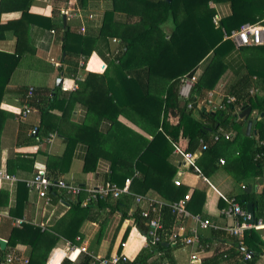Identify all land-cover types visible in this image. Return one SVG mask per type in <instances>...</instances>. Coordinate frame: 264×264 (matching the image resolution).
I'll use <instances>...</instances> for the list:
<instances>
[{
  "label": "crops",
  "instance_id": "0c3cea01",
  "mask_svg": "<svg viewBox=\"0 0 264 264\" xmlns=\"http://www.w3.org/2000/svg\"><path fill=\"white\" fill-rule=\"evenodd\" d=\"M25 1L0 0V53L16 56L17 42L20 50L17 67L11 74L0 104V118L3 120L0 123V171L21 182L31 178L37 171L46 169L49 174L62 178L70 184L84 188L100 187L105 184V176L109 172L110 163L103 157L95 159L87 156L86 142L89 138L84 130L78 128H84L83 125L87 121H91L87 118L85 107L76 103L75 100L69 99L63 112L60 109H54L47 116L46 120L50 126H58L62 133L74 136L73 143H67V138L57 132L47 135L45 130L39 133L37 138H29L30 131L40 127V112L37 106H33L32 112L24 120H19L18 114L23 105L24 88L52 91L57 87L56 83L60 79L62 91L72 94L79 89V83L87 74H103L106 65L94 52L86 59L84 70L80 71L81 79L76 81L68 72V65L61 60L65 56L61 51V41L63 31L67 26L77 35H82L81 27L85 28V33L88 29L98 27L103 14L112 9L113 0H85L83 7L78 5V0H28V4H25ZM205 2L214 9L217 19L231 15V7L226 0H205ZM196 4L197 13L204 14L205 9L202 2L198 0ZM115 18L124 21L126 16L125 13H118L115 14ZM1 26L4 29L1 30ZM169 30L170 25L167 24L165 31L169 32ZM115 42L116 39L110 41L111 48L115 47ZM101 46L100 49H102ZM251 49L258 48H237L233 44V49L223 57L225 72L211 89L201 87L196 89L191 84L187 98L180 94L181 83H179V79L176 81L175 96L167 98L163 120L166 135L169 133L172 136L169 139H172V143H176L174 147L178 145L187 149L189 140L195 134L194 129L188 126V122L184 121L185 117L182 116L184 103L191 96L196 98L192 120L197 123H207L208 120L200 115V111H213L208 103L217 104V101L220 102L228 95L229 89L236 79L245 73L243 70L245 61L264 64V53H260L255 59L252 57L253 50L252 53L249 51ZM207 61L208 59L202 62L194 74L196 84ZM133 75L138 80L141 91H144L146 82L144 71L138 70ZM257 82L259 83L256 77L251 78L249 91H256L255 94L262 95L257 87ZM173 83L174 79L172 78L158 75L149 76L147 78L148 94L164 100L167 97L168 87ZM43 104L41 102L38 105L43 106ZM237 117L235 124L229 123L226 128L223 127L219 130V133L222 134L231 133L232 137L229 141H223L216 145L215 161L209 158L201 159L203 151L200 145L194 152H189L194 154V162L202 175L194 172L189 164L185 163L175 152L170 157V161L177 167L174 181H180L182 187L187 188L186 194L190 195L192 201L198 204L203 202L202 214L204 217L202 218L210 220L221 228L231 226L235 222L230 211L231 205L222 197L235 200L237 196L241 195L242 187L247 189L248 186H251L250 192L256 193L264 188V171L260 177H255L250 163L256 142L255 121L264 119V114L259 115L256 111L251 110L247 120ZM248 120L252 121V126L249 134L246 135ZM119 121L134 127L122 115L119 116ZM236 127L238 133L235 131ZM110 129L111 121L109 119L104 118L98 123V133L106 135ZM160 131L162 132L161 129ZM53 134L56 136L52 143L48 144L47 139ZM67 152L68 157L60 160L59 158ZM100 153L102 152L98 151L97 154ZM221 161L222 164H220ZM87 163V170L84 171L83 167ZM19 182L12 183L0 179V192L2 191L0 195V239L7 243L5 248L7 255L19 252L25 257L26 247L8 242L12 228L10 218H24L34 227L50 228L67 213L69 207L61 200H52L51 196L49 201L39 199L35 193L26 191L25 187L20 186ZM195 191H197L196 198L193 200ZM134 194L141 195L138 192ZM142 196L156 201L170 202L152 189ZM136 209L138 208L131 201L127 210L121 208V210L111 213L109 209L105 208L98 212L95 221L83 223L80 229L81 236L76 239L78 243L75 245H70L62 238H53L47 248L45 258L42 259V264H61L64 259L69 260L72 264H80L85 256L79 253V249L82 247H86L88 253L97 257L124 254L130 262L133 261L147 247L145 234L137 229L132 218H128ZM122 211L127 213L128 217H123ZM180 225L183 226L184 236L193 235L195 225L192 221L185 220ZM197 232L199 242L209 245L203 254H199L197 264H249L250 261L252 264H264L263 254L247 261L244 260V254L235 256L236 253L231 244L233 237L227 234L210 229L197 230ZM217 235L220 237L215 239ZM178 252L183 256V259L175 256ZM169 254L172 264H189V250L176 247L170 249ZM157 259L158 255L150 259L149 264H156Z\"/></svg>",
  "mask_w": 264,
  "mask_h": 264
},
{
  "label": "trees",
  "instance_id": "16d2710c",
  "mask_svg": "<svg viewBox=\"0 0 264 264\" xmlns=\"http://www.w3.org/2000/svg\"><path fill=\"white\" fill-rule=\"evenodd\" d=\"M197 1L171 0L166 3L165 0H113L112 9L103 14L101 23L95 29H88L84 35H77L67 26L61 41V51L65 55L61 60L68 65V72L72 77H75L79 70L83 71V68H79V61L82 59L83 65L86 64V59L94 52L102 59L106 68L101 75L87 74L79 83V89L72 94L64 93L60 86L52 91L34 89L29 104L31 107L37 106L40 112V127L37 133L29 135V138H37L39 133L45 130L47 135L57 132L67 138V143H73L74 136L62 133L58 126H50L46 120L54 109L63 112L68 100L73 99L86 108L87 118L91 120L83 125L84 128L78 127L84 130L89 138L86 142L87 156L95 159L103 157L110 163L105 183L122 187L124 180L132 177L130 190L133 193L144 195L152 189L167 201L182 198L187 193V188L174 185L177 167L170 161L176 143H172V139H169L172 136L169 133L166 135L164 131L167 98L175 96L178 79L180 83L182 76L194 77L201 63L207 59L208 62L194 88H213L225 72L223 57L233 49L231 41L224 39V33L229 34L247 23L264 26V0H226L231 7V15L218 19L217 25L214 24L216 18L214 9L209 7L205 0H200L205 13L199 14ZM84 3L85 0H78L80 7H83ZM25 4H28V0ZM118 13H125L124 21L116 20L115 14ZM167 24L170 25L169 32L165 31ZM2 29L4 27L1 26ZM112 39H116L114 48L110 47ZM255 48L258 49L249 51L252 53L253 50L252 57L257 59L260 53H264V47ZM15 54L16 56L0 53V104L11 74L17 67L20 56L18 42ZM138 70L145 73L144 91H141L139 82L133 75ZM243 70L245 73L236 79L227 96L236 98L235 106L241 111L251 108L259 115L264 114V64L245 61ZM111 74L114 77L113 75L110 77ZM152 75L174 79V83L167 89V97L164 100L148 94L147 78ZM252 77L259 81L256 84L262 95L249 94ZM27 90L28 88H24L23 96ZM41 102L44 103L43 106L38 105ZM195 102L196 98L191 96L184 103V110L182 109L184 121L194 129L195 134L189 140L187 149L176 146L183 152H194L199 147V140L202 139L207 148L202 152L201 159L209 158L215 161V147L218 143H213L212 137L229 123L235 124L238 117L233 113L234 105L210 112L200 111V115L208 122L197 123L191 117ZM188 104H191V109H188ZM120 115L127 118L134 127L120 122ZM104 118L111 121V129L106 135L97 132L98 123ZM2 121L0 118V123ZM255 130L256 142H262L263 146L258 147L255 142L252 152H264V119L255 121ZM235 131L238 133L237 127ZM98 151L102 153L97 154ZM68 155L67 152L59 159L62 160ZM252 159L253 157L250 163L255 177H260L264 162L256 164ZM85 165L84 171L87 170L88 163ZM135 172L138 173V177L134 176ZM19 183L25 187L23 183ZM25 190L28 191L26 187ZM196 192L193 193V200L196 198ZM51 197L52 200L67 203L69 207L67 213L54 226L44 229L32 225L11 228L8 242L26 247L24 258L27 264H42L53 238H62L70 245H75L78 243L76 239L81 236L80 229L84 222L95 221L98 212L105 208L111 213L121 208L127 210L132 201L130 197L123 195L118 200L109 199L83 207L81 205L83 196L68 200L57 193H51ZM235 202L243 211L247 203H253L255 221L264 223V188L259 193L253 191L247 193V189H244L241 195L235 198ZM202 206L203 202L198 204L190 199L187 210L193 215L204 217ZM139 212V209H136L131 217L123 211L122 214L123 217L132 218L137 229L146 234V227ZM163 221L168 232L174 224V217L166 209ZM215 232L225 234L222 231ZM219 237L220 235H217L215 239ZM231 239L235 256L242 255L243 250L238 246L237 239ZM243 240L245 248L251 251V258L264 255V230H248L244 233ZM170 249L172 247L170 245L165 247L163 241L145 248L136 259L124 264H149L150 259L158 254L161 256L156 260V264H163L164 261L172 264ZM16 255L22 256L19 252ZM6 256L7 250L0 249V264H4ZM61 264L72 263L64 259ZM80 264H90V259L84 256ZM249 264H252V261Z\"/></svg>",
  "mask_w": 264,
  "mask_h": 264
},
{
  "label": "built area",
  "instance_id": "2783aa9c",
  "mask_svg": "<svg viewBox=\"0 0 264 264\" xmlns=\"http://www.w3.org/2000/svg\"><path fill=\"white\" fill-rule=\"evenodd\" d=\"M218 19H214V24L217 25ZM80 33L84 35L85 28L81 27ZM224 39L231 41L237 48L242 47H262L264 46V26L258 23L255 24H244L239 29L230 32L229 34L224 33ZM79 68H85L83 65V60L79 61ZM81 70L78 71V74L74 77L76 81L81 79ZM181 90L180 94L187 97L191 89V84L196 83V78H187L183 76L180 78ZM33 88H28L25 95L23 96V105L22 109L18 114L19 120H24L33 110L30 106L31 99L33 97ZM256 91H249L250 95H254ZM222 100V101H221ZM219 104L209 103L214 106L216 109H224L226 106L234 105V114L239 116L241 110L236 107V98L233 96H226L222 98ZM188 109H191V104H188ZM213 110V111H214ZM38 129L33 128L30 131L31 135H35ZM56 135H50L47 139L48 144H51ZM231 133H217L213 135L212 142L220 143L223 141H229L231 139ZM201 150L204 151L207 148L206 143L201 139L199 141ZM263 146V143L260 142L258 147ZM175 154H177L185 163H188L189 166L199 175H202L199 168L194 162V154L189 152H183L180 148L175 147ZM253 162L256 164L264 162V152H255L253 155ZM223 162L221 161L220 164ZM264 171V166L262 168ZM136 177L138 173L135 172ZM202 177V176H201ZM204 181L206 179L202 177ZM0 179L9 181L12 183L19 182L13 176H9L6 173L0 171ZM132 177L124 180V185L118 187L113 183H105L104 185L97 188H84L79 185L70 184L63 180L62 178L53 176L49 174L46 169L37 171L31 178L21 181L31 193H35L39 199H50L51 193H57L60 197H66L69 199H78L83 196L81 199V205L86 207L87 205L104 202L106 200H118L121 196L125 195L132 199L134 205L139 209V215L144 225L146 227V242L147 247H152L164 241L168 246L172 248L180 247L181 249L189 250V264H197L199 261V254H203L206 249L209 248L208 244H202L199 242L197 237V230H213V231H222L225 234L237 239L238 246L243 250L244 260H251V253L247 252L244 246V233L251 229L264 230V223L262 221H256L254 224H246L245 220L248 218L245 211H243L239 205L235 202L234 199H226L222 197L229 205H231V215L234 216L235 222L231 226H226L224 228L219 227L218 225L212 223L210 220L202 218L200 215H193L187 210V204L190 200V195L186 194L181 199L170 202H161L151 199L147 196L136 195L130 190ZM175 186H180L181 182L176 180L174 181ZM245 187H242L244 190ZM49 201V200H48ZM168 210L170 214L174 217V224L172 228L166 232L165 224L163 221L164 211ZM241 219V221L239 220ZM11 227L20 228L24 225H32L31 222L27 221L24 218H10ZM189 220L192 221L195 225V231L192 236H184L183 226L180 225L183 221ZM80 254H84L90 259V264H124L130 262L129 259L124 254H115L110 257H97L88 253L86 247L79 249ZM161 254H158L160 257ZM27 260L23 256L16 254H9L5 257L4 264H27ZM163 264H170L168 261H165Z\"/></svg>",
  "mask_w": 264,
  "mask_h": 264
},
{
  "label": "water",
  "instance_id": "95a60500",
  "mask_svg": "<svg viewBox=\"0 0 264 264\" xmlns=\"http://www.w3.org/2000/svg\"><path fill=\"white\" fill-rule=\"evenodd\" d=\"M166 3H169L171 0H165ZM57 87H59L61 85V80L59 79L56 83ZM251 114V108H246V109H243L239 115V118L240 119H245L247 120L249 118ZM251 126H252V121L251 120H248L247 121V125H246V135L249 134L250 130H251ZM251 191V186H248L247 187V193H249ZM246 214L248 216V218H246L245 222L246 224H249V225H252L254 224L256 221H255V216H254V212H255V206L253 203H247L246 204ZM7 246V243L0 239V249L1 250H4ZM167 245L165 244V247ZM246 249V248H245ZM247 252L251 253V251H249L248 249H246Z\"/></svg>",
  "mask_w": 264,
  "mask_h": 264
},
{
  "label": "rangeland",
  "instance_id": "374dc122",
  "mask_svg": "<svg viewBox=\"0 0 264 264\" xmlns=\"http://www.w3.org/2000/svg\"><path fill=\"white\" fill-rule=\"evenodd\" d=\"M208 62V61H207ZM183 77V76H182ZM181 77V78H182ZM226 94V93H225ZM222 101V100H221ZM218 102V104H219V101H217ZM208 105H210L209 103H208ZM212 108H213V110H214V106H218V105H214V104H212V105H210ZM222 144H224V143H222ZM180 253L178 252V253H176V257H178L179 259H183V256H181V255H179Z\"/></svg>",
  "mask_w": 264,
  "mask_h": 264
},
{
  "label": "clouds",
  "instance_id": "9594fccd",
  "mask_svg": "<svg viewBox=\"0 0 264 264\" xmlns=\"http://www.w3.org/2000/svg\"><path fill=\"white\" fill-rule=\"evenodd\" d=\"M246 212V211H245Z\"/></svg>",
  "mask_w": 264,
  "mask_h": 264
}]
</instances>
